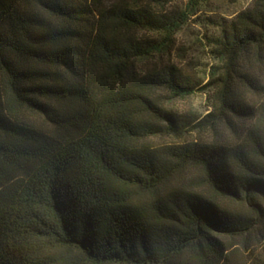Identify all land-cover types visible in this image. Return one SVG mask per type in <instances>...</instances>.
Masks as SVG:
<instances>
[{"label":"trees","instance_id":"obj_1","mask_svg":"<svg viewBox=\"0 0 264 264\" xmlns=\"http://www.w3.org/2000/svg\"><path fill=\"white\" fill-rule=\"evenodd\" d=\"M139 1L0 0V264H242L233 241L263 247L264 102L241 93L264 99V0L219 41V109L191 128L226 144L186 142L159 93L196 91L162 61L188 15Z\"/></svg>","mask_w":264,"mask_h":264},{"label":"rangeland","instance_id":"obj_2","mask_svg":"<svg viewBox=\"0 0 264 264\" xmlns=\"http://www.w3.org/2000/svg\"><path fill=\"white\" fill-rule=\"evenodd\" d=\"M255 0H201L195 12L189 9L190 0H140L142 4H148L159 14L169 16L186 14L188 19L182 29L175 36L170 55L162 58L164 63L173 64L184 79L189 80L196 87L193 95L187 98H172L167 92H159L163 97V102L169 110L175 112L185 126L188 133L186 142L203 143H223L226 144L230 138L224 132L226 130L220 127L218 134L211 129L191 132V128L196 123L205 119L211 113H217L219 109L218 95L212 82V74L215 69L220 67V62L216 58L218 43L229 31L233 20L242 12L248 10ZM147 35V34H146ZM144 35V36H146ZM147 37V36H146ZM153 40H158L157 36H148ZM148 63H151L148 62ZM148 64L143 63L146 68ZM259 73V70L256 71ZM255 73V77L256 74ZM260 74V73H259ZM264 81V74L262 76ZM264 99L254 91L245 89L241 93V104L244 107L251 108L259 113ZM245 134V133H244ZM236 137L231 139L230 143H239L243 139ZM239 138V139H238ZM238 139V140H237ZM174 139L156 138L151 141L153 147H160L165 144L176 143ZM229 143V144H230ZM199 171L188 172L187 178L199 177ZM202 193L209 196L206 188H201ZM220 203L228 205L236 211L247 212L245 204L231 203L222 201ZM263 206H264V202ZM251 236V241L256 243L261 241L262 248H255L250 252H245L243 239L233 241L240 249L236 253L242 256L241 263H248L250 260L259 259L264 261V224L256 226ZM252 252V253H251ZM66 257L77 262L78 255L75 253H64Z\"/></svg>","mask_w":264,"mask_h":264}]
</instances>
